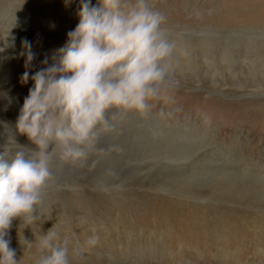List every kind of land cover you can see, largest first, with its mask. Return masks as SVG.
<instances>
[{"label": "rangeland", "instance_id": "obj_1", "mask_svg": "<svg viewBox=\"0 0 264 264\" xmlns=\"http://www.w3.org/2000/svg\"><path fill=\"white\" fill-rule=\"evenodd\" d=\"M148 2L166 17L175 86L149 101L148 116L113 113L115 132L86 160L53 154L41 218L9 229L21 264L41 254L25 240L54 226L73 264H264V0ZM79 6L0 0V151L9 157L35 147L16 131L32 86L21 83L22 41L39 69L76 27ZM93 230L99 243L87 247Z\"/></svg>", "mask_w": 264, "mask_h": 264}, {"label": "clouds", "instance_id": "obj_2", "mask_svg": "<svg viewBox=\"0 0 264 264\" xmlns=\"http://www.w3.org/2000/svg\"><path fill=\"white\" fill-rule=\"evenodd\" d=\"M165 22L148 0H97L95 5L80 0L76 27L42 67L31 71L32 43L22 41L26 70L21 83L32 86L16 131L35 147L11 157L0 151V264H21L10 247L9 229L16 218L31 228L38 222L53 154L65 163L86 160L91 151H102V136L115 132L113 113L148 116L149 101L175 86L165 64L172 53ZM54 228L38 240L35 235L34 242L24 239L41 253L34 264H73L67 239L61 240ZM84 243H99L95 230Z\"/></svg>", "mask_w": 264, "mask_h": 264}, {"label": "bare ground", "instance_id": "obj_3", "mask_svg": "<svg viewBox=\"0 0 264 264\" xmlns=\"http://www.w3.org/2000/svg\"><path fill=\"white\" fill-rule=\"evenodd\" d=\"M10 134H11V137L12 136H14L12 133H11V131H10ZM8 136H10V135H8ZM20 138V137H19ZM24 139V138H23ZM27 142V141H26ZM18 143V142H17ZM21 145V144H20ZM15 150H16V148H15ZM15 152V151H14ZM14 156V155H13Z\"/></svg>", "mask_w": 264, "mask_h": 264}]
</instances>
